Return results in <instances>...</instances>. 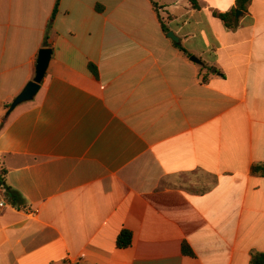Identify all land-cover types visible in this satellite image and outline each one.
<instances>
[{"label": "crops", "instance_id": "1", "mask_svg": "<svg viewBox=\"0 0 264 264\" xmlns=\"http://www.w3.org/2000/svg\"><path fill=\"white\" fill-rule=\"evenodd\" d=\"M235 2L59 0L47 32L57 0H0V171L20 196L0 213V264L264 254V177L251 172L264 165V0L231 30L213 13ZM44 48L39 92L6 116Z\"/></svg>", "mask_w": 264, "mask_h": 264}, {"label": "trees", "instance_id": "2", "mask_svg": "<svg viewBox=\"0 0 264 264\" xmlns=\"http://www.w3.org/2000/svg\"><path fill=\"white\" fill-rule=\"evenodd\" d=\"M58 2H59V0H57V3L54 7L53 14L51 17V21H50L49 25L47 26V32L50 29L52 21H53L55 15L57 13ZM250 2H251V0H236L234 9L230 10L229 12H225V13L214 12L213 16L218 18L220 21H222L226 28L233 30L238 26L239 18H241L245 13H247V7H248ZM189 3L191 5L192 9H199L197 0H189ZM153 8L155 10L157 9V6L154 3H153ZM236 11L241 12L240 17L236 16ZM161 27H162V31L164 33L169 32L168 29L164 25H161ZM46 37H47V35H45V41H44L45 45H46ZM174 45L176 48H178L180 51H182L185 55H187L185 50L179 44H174ZM90 70L94 75H96V69L93 65H90ZM208 72H209V70H208ZM207 81H208V74L206 73L202 77V83H206ZM0 172L3 173L2 171H0ZM251 172L255 175H260V176L264 177V165L253 166L251 168ZM8 196H9L13 205L19 204V202H20L19 197L20 196L18 195V193H15L14 191H11L9 189ZM131 243H132L131 232L128 230H122L116 239V247L118 249H126V248L130 247ZM181 250H182V253L184 256H187L190 258L195 257L192 249L190 248V246L186 242H184L182 244ZM251 264H264V254L253 255L252 260H251Z\"/></svg>", "mask_w": 264, "mask_h": 264}, {"label": "water", "instance_id": "3", "mask_svg": "<svg viewBox=\"0 0 264 264\" xmlns=\"http://www.w3.org/2000/svg\"><path fill=\"white\" fill-rule=\"evenodd\" d=\"M240 15L241 12L236 11V16L239 17ZM167 37L175 43L179 42V39L171 31L167 33ZM51 55L52 51L48 48H44L39 51L33 80L30 81L21 93L12 101L6 111V116L10 115L19 105L32 101L37 95L41 87V82L49 66ZM189 59L193 63L201 64V61L194 56H191Z\"/></svg>", "mask_w": 264, "mask_h": 264}, {"label": "built area", "instance_id": "4", "mask_svg": "<svg viewBox=\"0 0 264 264\" xmlns=\"http://www.w3.org/2000/svg\"><path fill=\"white\" fill-rule=\"evenodd\" d=\"M10 206L8 190L4 181V174L0 172V213Z\"/></svg>", "mask_w": 264, "mask_h": 264}, {"label": "rangeland", "instance_id": "5", "mask_svg": "<svg viewBox=\"0 0 264 264\" xmlns=\"http://www.w3.org/2000/svg\"><path fill=\"white\" fill-rule=\"evenodd\" d=\"M168 1V0H167ZM6 114V113H5Z\"/></svg>", "mask_w": 264, "mask_h": 264}]
</instances>
